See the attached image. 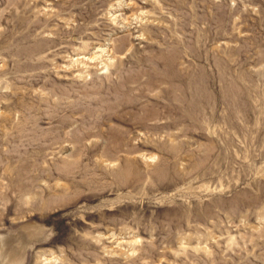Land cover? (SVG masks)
I'll return each mask as SVG.
<instances>
[{"label": "rangeland", "instance_id": "obj_1", "mask_svg": "<svg viewBox=\"0 0 264 264\" xmlns=\"http://www.w3.org/2000/svg\"><path fill=\"white\" fill-rule=\"evenodd\" d=\"M0 264H264V0H0Z\"/></svg>", "mask_w": 264, "mask_h": 264}]
</instances>
